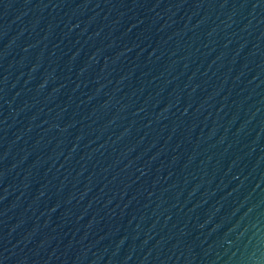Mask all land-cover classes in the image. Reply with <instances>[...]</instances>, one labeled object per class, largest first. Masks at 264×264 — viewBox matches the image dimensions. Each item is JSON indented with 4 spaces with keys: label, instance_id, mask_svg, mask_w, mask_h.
Instances as JSON below:
<instances>
[{
    "label": "water",
    "instance_id": "1",
    "mask_svg": "<svg viewBox=\"0 0 264 264\" xmlns=\"http://www.w3.org/2000/svg\"><path fill=\"white\" fill-rule=\"evenodd\" d=\"M0 264H264V0H0Z\"/></svg>",
    "mask_w": 264,
    "mask_h": 264
}]
</instances>
